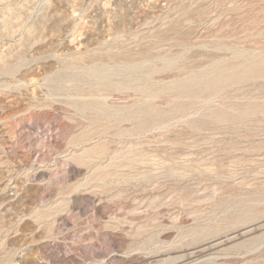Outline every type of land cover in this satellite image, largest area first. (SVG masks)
I'll use <instances>...</instances> for the list:
<instances>
[{
    "label": "rangeland",
    "instance_id": "obj_1",
    "mask_svg": "<svg viewBox=\"0 0 264 264\" xmlns=\"http://www.w3.org/2000/svg\"><path fill=\"white\" fill-rule=\"evenodd\" d=\"M0 264H264V0H0Z\"/></svg>",
    "mask_w": 264,
    "mask_h": 264
}]
</instances>
